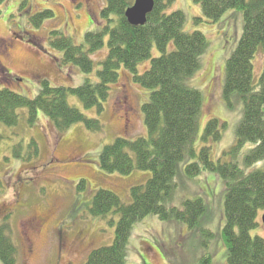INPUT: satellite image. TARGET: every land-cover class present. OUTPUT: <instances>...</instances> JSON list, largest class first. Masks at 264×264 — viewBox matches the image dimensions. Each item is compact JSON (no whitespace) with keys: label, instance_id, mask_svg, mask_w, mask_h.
<instances>
[{"label":"rangeland","instance_id":"rangeland-1","mask_svg":"<svg viewBox=\"0 0 264 264\" xmlns=\"http://www.w3.org/2000/svg\"><path fill=\"white\" fill-rule=\"evenodd\" d=\"M105 5L106 0H6L0 4V88L9 87L35 97L42 79L64 87L81 86L87 78L97 80V71L109 53L108 37L104 48L91 54L94 70L90 74L65 62L62 50L52 41L53 36H59L54 33L58 31L71 37L75 44L86 45V33L102 28L101 11ZM46 10L53 11V17L39 16L40 23L36 26L33 16ZM174 10L187 14L185 30L202 31L209 42L200 71L189 80L204 97L195 147L201 150L206 124L217 118L225 127L222 138L212 143L211 158L231 161L234 155L226 153L236 142L244 103L236 95L229 105L223 97V84L226 61L243 33L244 14L229 9L218 21H209L201 5L193 0H175L170 12ZM159 53L154 47L153 57ZM150 63L151 59L142 61L138 73L142 74ZM262 68L263 57L259 55L255 62L257 78ZM112 87L101 112L97 107L86 108L76 95H69L71 105L87 117L101 120L103 128L99 131L77 123L59 132L42 111L31 125L25 109L19 111L20 125L7 127L0 123V132L4 134L0 141V219L7 218L10 224L11 237L19 247L20 264H86L94 248L113 243L119 219L114 212L106 217L91 215L87 206L92 197L103 188L131 202V187L151 177L150 171L135 169L122 175L107 173L100 167V154L106 145L119 137L135 139L147 135L142 106L150 90L137 83L132 72L124 68ZM31 138L39 144V157L34 160L16 157L14 145L22 142L27 156ZM253 146L249 142L241 150L238 155L241 166H245V155ZM51 157L64 163L57 161L50 166ZM191 161L178 165L177 187L170 204L182 208L187 199L203 198L207 210L200 223L191 228L182 221L148 215L133 227L129 264H198L206 255L212 257V264H228V246L223 236L227 186L215 172L188 176L186 165ZM255 168H264V163L251 169ZM81 179L84 186L80 185ZM263 214L261 210L259 226L251 231L253 236L264 238ZM36 216L45 218L46 225L41 232L29 230L27 234L26 224ZM204 229L212 235L204 233ZM69 245H73L71 252Z\"/></svg>","mask_w":264,"mask_h":264},{"label":"trees","instance_id":"trees-1","mask_svg":"<svg viewBox=\"0 0 264 264\" xmlns=\"http://www.w3.org/2000/svg\"><path fill=\"white\" fill-rule=\"evenodd\" d=\"M5 1L0 0V4ZM174 1L155 0L146 23L133 25L125 12L134 0H106L101 11L102 28L86 33V45L75 44L71 37L55 31L59 36H53L52 44L62 50L63 60L77 65L86 74L94 70L91 54L103 49L108 37L109 53L97 71L98 79L87 78L78 87L55 86L42 79L35 97L9 87L0 88V123L7 127L20 125L19 111L25 109L31 125L42 111L59 132L77 123L99 131L103 128L101 120L87 117L71 105L69 95H76L86 108L104 111L112 86L120 79V70L131 71L134 80L150 90L142 106L147 135L135 139L119 137L106 145L100 154V167L107 173L129 175L138 169L152 175L145 183L131 187V202L103 188L92 197L87 206L91 215L106 217L114 212L119 219L113 243L94 248L86 264H129L133 227L148 215L182 221L191 228L200 223L207 210L203 198L187 199L182 208L170 204L177 187L178 165L187 160H192L186 165L188 176L215 172L227 186L223 236L228 246V264H264V238L251 234L259 226V214L264 210V168L251 169L264 163V0H193L201 5L209 21H218L229 9L244 14L243 33L226 61L223 84V97L229 105L236 95L244 103L236 142L226 153L234 155L231 161L211 158L212 143L222 138L225 127L217 118L208 120L201 150L195 147L204 97L189 80L200 71L209 42L202 31L185 30L187 14L183 10L170 12ZM53 15V11L46 10L35 14L32 22L38 26L39 16ZM154 47L160 52L157 57L152 55ZM259 55L263 57V68L257 78L255 62ZM147 59H151L150 66L138 73V65ZM3 138L0 132V141ZM29 142L27 156L22 142L14 145V155L37 159L39 144L35 138ZM249 142L254 146L245 155V166H241L238 155ZM80 185L84 186L83 179ZM203 232L212 235L207 229ZM18 256L19 247L11 237L10 224L7 218L0 219V262L20 264ZM198 264H212V257L203 256Z\"/></svg>","mask_w":264,"mask_h":264},{"label":"water","instance_id":"water-1","mask_svg":"<svg viewBox=\"0 0 264 264\" xmlns=\"http://www.w3.org/2000/svg\"><path fill=\"white\" fill-rule=\"evenodd\" d=\"M154 6L155 0H135L134 3L126 10L125 14L131 24L143 25L147 21L148 14L153 11Z\"/></svg>","mask_w":264,"mask_h":264},{"label":"flooded vegetation","instance_id":"flooded-vegetation-1","mask_svg":"<svg viewBox=\"0 0 264 264\" xmlns=\"http://www.w3.org/2000/svg\"><path fill=\"white\" fill-rule=\"evenodd\" d=\"M71 160L69 162H71ZM57 161H59V162L62 161L63 162V160H59V158L51 157V159L48 162V165L51 166ZM45 225H46V219L42 218V217H39V216H36L33 219L28 220V222H27V224H26L27 234L29 233V230H35L36 232H41L42 229L45 227ZM72 247H73V245H69L68 246V251L71 252L72 251ZM68 264H70V262H68Z\"/></svg>","mask_w":264,"mask_h":264}]
</instances>
